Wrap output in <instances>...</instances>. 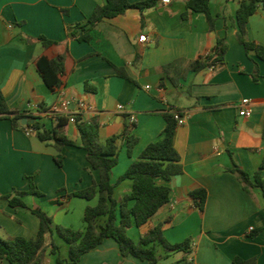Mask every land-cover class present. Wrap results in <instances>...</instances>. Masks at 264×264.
<instances>
[{
    "label": "crops",
    "instance_id": "obj_1",
    "mask_svg": "<svg viewBox=\"0 0 264 264\" xmlns=\"http://www.w3.org/2000/svg\"><path fill=\"white\" fill-rule=\"evenodd\" d=\"M241 1L210 0L214 31L205 13L187 11V0H159L153 8H130L102 20L92 28L90 41H79L78 25L88 29L87 20L105 0H0V89L10 111L24 112L36 105L52 108L67 99L75 103L72 110L77 114L76 103L83 101L90 111L82 117L100 121L101 142L121 135L131 123L129 117L136 116L131 134L138 143L130 156L126 140L118 142L113 183L148 144L161 137L165 113L178 109L186 115L175 137L184 171L168 182L169 203L147 224L128 230L138 241L162 224L171 244L191 239L189 252H168L158 246L159 264H233L237 256L264 264V192L260 187L247 192L231 171L233 160L250 175L264 163V61L254 52L247 54L237 39L235 16ZM141 35L147 36L146 41H140ZM40 36L57 44L46 49L37 40ZM219 38L228 44L224 63L188 70L211 52ZM247 39L264 46L262 6L249 19ZM40 56L64 57L67 74L57 93L36 68L34 58ZM243 99L251 100L250 117L239 115ZM44 114L40 116L51 128ZM64 131L80 143L75 122L69 121ZM99 180L100 172L90 165L83 148L66 145L58 151L0 115V238H35L41 221L33 209L52 217L53 226L83 229L85 209L96 205L98 198L67 195ZM31 182L42 195L28 194L23 198L26 207L12 206L10 198L28 192ZM132 185V180H122L114 197L123 198ZM197 188L208 192L204 211L190 196ZM52 240L60 246L61 258L67 259L68 244L57 234L48 236L47 243ZM0 264L10 263L4 259ZM43 264H58L50 246ZM78 264L148 263L123 256L118 242L106 238Z\"/></svg>",
    "mask_w": 264,
    "mask_h": 264
},
{
    "label": "trees",
    "instance_id": "obj_2",
    "mask_svg": "<svg viewBox=\"0 0 264 264\" xmlns=\"http://www.w3.org/2000/svg\"><path fill=\"white\" fill-rule=\"evenodd\" d=\"M158 2L159 0H144L136 3H130L128 0H105L103 4L97 5L94 13L87 20L88 29L85 28V25H78L82 32L77 39L90 41L92 28L102 20L124 14L130 8L150 9L155 7ZM261 6L264 10V0H242L236 12L235 23L237 39L247 54L254 52L260 60L264 61V46L247 39L249 19ZM186 8L187 11L205 13L210 30L214 31L216 19L210 10V0H187ZM183 16L186 17L187 14L184 13ZM37 40L46 49L57 44L44 36L38 37ZM227 50L226 39L219 38L211 52L193 62L188 70L199 71L223 64ZM34 62L47 86L53 92H59L65 84L64 76L67 74L64 57L40 56L34 58ZM172 68L174 67L167 68L169 73ZM174 111L183 112L173 109L165 113L167 124L161 137L148 144L127 171L116 183H113L111 173L119 161L118 142L122 139L126 140L130 156L138 143V137L131 134V128L135 123H127L121 135L112 136L105 142H101L99 119L93 117L85 120L82 117L83 113L74 114L75 124L80 135L78 144L70 139L64 131L70 121L69 114L53 112L51 108L44 105L39 106V114L45 113L52 122V127L48 128L43 122V116L31 115L28 111H10L0 89V115L10 117L13 126L25 130L33 129V133L42 142L53 145L58 151H61L66 145L83 148L90 165L100 172L99 182H94L89 188L67 195L68 198L80 197L88 200L98 198L96 205L87 206L85 209L83 229H74L63 225L53 226L52 217L40 209H33L41 221L37 236L31 239L21 236L10 239L0 238V261L6 259L10 264H43L45 252L50 246L51 253L56 256L58 264H78L84 254L99 246L106 238H113L118 242L123 256H134L147 261L148 264H159L161 256L157 254L158 246H162L168 252H189L191 239L171 244L164 236L162 224L150 229L138 241L133 240L128 234L130 228L147 224L165 204L169 203L171 187L168 182L184 171L181 156L175 147L178 121ZM23 118H27L29 123L22 124L20 120ZM57 161L61 163L59 159ZM231 171L237 175L247 192H250L253 187H260L264 192V163L253 175H250L233 160ZM125 179L132 180V189L123 198L116 199L114 197L115 186ZM16 194L10 198V204L22 207H26L23 201L26 195H42L34 182H31L28 192ZM190 196L197 208L204 211L208 198L207 190L205 188L194 189L190 192ZM58 202L61 204V201ZM103 218L104 220H102ZM257 232H251L250 236L254 237ZM54 234H57L68 244L69 256L67 259L61 258L60 246L54 240L47 243L48 236ZM233 264H256V260H244L237 256L234 258Z\"/></svg>",
    "mask_w": 264,
    "mask_h": 264
},
{
    "label": "built area",
    "instance_id": "obj_3",
    "mask_svg": "<svg viewBox=\"0 0 264 264\" xmlns=\"http://www.w3.org/2000/svg\"><path fill=\"white\" fill-rule=\"evenodd\" d=\"M164 2H168L169 0H163ZM140 41H146L147 36L146 35H141L140 37ZM149 88V87H147ZM75 103L71 100H67V99H62L59 103H57L56 105H54L51 110L53 112H59L61 114H69L70 115V121L75 122V111L72 110V107ZM251 104V100L250 99H243L240 102V109H239V115L243 116V117H250L252 116V110L250 109L249 105ZM76 107H77V113H83L84 111H90L88 105H86V103H84L83 101H78L76 103ZM119 110H124V106L123 105H119L118 106ZM28 112L31 115H41L39 114V106H34L32 109L28 110ZM46 115V114H44ZM174 115L175 118L178 121V125H183L186 122V115L182 112L179 113L178 111H174ZM130 122L131 123H135L136 122V116L135 115H131L129 117ZM27 134H32L33 133V129L28 128L25 130ZM190 263L193 262V259L191 258L189 260Z\"/></svg>",
    "mask_w": 264,
    "mask_h": 264
},
{
    "label": "water",
    "instance_id": "obj_4",
    "mask_svg": "<svg viewBox=\"0 0 264 264\" xmlns=\"http://www.w3.org/2000/svg\"><path fill=\"white\" fill-rule=\"evenodd\" d=\"M20 122L24 125L28 124L29 123V120L27 118H23L20 120ZM32 122V121H31Z\"/></svg>",
    "mask_w": 264,
    "mask_h": 264
},
{
    "label": "rangeland",
    "instance_id": "obj_5",
    "mask_svg": "<svg viewBox=\"0 0 264 264\" xmlns=\"http://www.w3.org/2000/svg\"><path fill=\"white\" fill-rule=\"evenodd\" d=\"M76 215V214H75Z\"/></svg>",
    "mask_w": 264,
    "mask_h": 264
}]
</instances>
